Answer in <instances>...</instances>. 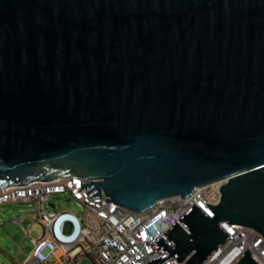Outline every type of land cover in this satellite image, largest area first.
<instances>
[{
    "label": "water",
    "instance_id": "95a60500",
    "mask_svg": "<svg viewBox=\"0 0 264 264\" xmlns=\"http://www.w3.org/2000/svg\"><path fill=\"white\" fill-rule=\"evenodd\" d=\"M60 177L138 213L224 182L148 264L264 237V0H0V185Z\"/></svg>",
    "mask_w": 264,
    "mask_h": 264
},
{
    "label": "built area",
    "instance_id": "2783aa9c",
    "mask_svg": "<svg viewBox=\"0 0 264 264\" xmlns=\"http://www.w3.org/2000/svg\"><path fill=\"white\" fill-rule=\"evenodd\" d=\"M84 182L87 181L78 177H60L50 181L35 180L25 186L3 188L0 185V205L18 203L35 207L33 212L13 218L12 223L19 225L30 219L44 230L43 237L33 240L34 249L22 264H81L83 257L92 264H148L158 257L163 260L169 253L157 250L156 240L161 237L174 249L164 234L175 223L187 230L179 220L194 204L214 218L215 214L206 204L215 206L220 202L219 189L224 183L197 187L188 197L158 200L149 210L138 213L111 202L104 192L100 198H90L86 193L89 187L81 190ZM58 196L76 201L85 212L84 218L67 211L46 209L52 207V200ZM67 216L73 219L62 220ZM220 226L229 237L205 264H235L247 251L264 264V237L261 234L229 222H221ZM78 227L79 233L74 237ZM162 264L179 262L170 257Z\"/></svg>",
    "mask_w": 264,
    "mask_h": 264
},
{
    "label": "rangeland",
    "instance_id": "374dc122",
    "mask_svg": "<svg viewBox=\"0 0 264 264\" xmlns=\"http://www.w3.org/2000/svg\"><path fill=\"white\" fill-rule=\"evenodd\" d=\"M51 204L56 208L47 206L48 210L67 211L84 218L83 208L74 200L69 201L67 196L55 197ZM34 206L18 203L0 205V263L22 264L34 249L33 240H38L44 235V230L38 222L27 219L19 225H14L12 219L33 212ZM30 224V225H29ZM70 228L68 226L67 232ZM81 264H92L83 257Z\"/></svg>",
    "mask_w": 264,
    "mask_h": 264
}]
</instances>
